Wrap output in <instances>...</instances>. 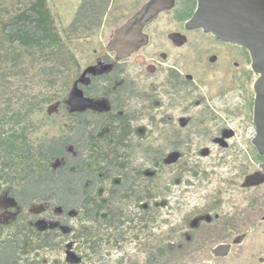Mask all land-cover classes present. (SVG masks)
<instances>
[{"label": "rangeland", "instance_id": "1", "mask_svg": "<svg viewBox=\"0 0 264 264\" xmlns=\"http://www.w3.org/2000/svg\"><path fill=\"white\" fill-rule=\"evenodd\" d=\"M34 1L0 0V17L13 20ZM143 1L103 0L104 9L91 29L78 24L76 31H66L79 0H45L54 31L64 45L60 56L65 62L60 65L53 56L35 61L36 70L40 66L54 69L56 75L51 79L35 76L30 69L25 77L7 73L0 82L7 89L0 87V116L21 112L29 102L35 104L28 117L32 147L66 134L77 113L87 109L97 113L85 112L90 124L104 118L108 111L102 95L112 104V117L103 120L112 126V140L109 144L102 141L98 150L82 153L94 161L87 210L71 215L68 227L48 221L56 214L49 198L25 211L39 218L35 226L41 231L58 229L39 256H29V264H192L186 253L177 257L159 253L160 248L180 238L190 216L214 210L222 217L236 214L241 221L242 212L250 210L255 196L264 200V187L251 189L264 183V177L259 176L262 163L247 156L257 150L252 144L256 134L252 83L256 76L246 49L201 29H187L184 23L168 25L172 7L143 28L147 42L136 57L138 61L133 57L116 59L107 49L108 34ZM149 28L155 35H149ZM159 38L174 45L165 48L164 61L154 51ZM105 53L118 64L111 74L94 83L100 97L93 103L101 110L70 111L72 95L78 96L77 104L83 103L80 93L70 90L73 80L80 72L93 70L96 56ZM149 57L164 65L157 70L144 68V63L151 62ZM166 65L183 74L180 80L167 76ZM184 75L189 76V83ZM180 119L187 122L180 125ZM222 128L232 131L224 148L211 142ZM201 146L208 150L206 155L195 152ZM175 148L180 157L175 162L170 159L171 164H159L161 156ZM161 201H165L163 205ZM99 203L105 204L98 207ZM21 212L5 193L0 196V225L10 223Z\"/></svg>", "mask_w": 264, "mask_h": 264}, {"label": "trees", "instance_id": "2", "mask_svg": "<svg viewBox=\"0 0 264 264\" xmlns=\"http://www.w3.org/2000/svg\"><path fill=\"white\" fill-rule=\"evenodd\" d=\"M102 1L79 0V7L66 31H76L78 24L91 29L96 24L97 15H101L104 9ZM188 2L187 5L182 1L177 4L178 21L191 17L195 0ZM64 51L45 0L31 2L13 20L0 17V82L7 73L25 77L30 69L35 71V76L51 79L56 75L54 69L40 66L36 70L34 63L38 58L53 56L52 59L62 65ZM1 88L7 90L6 85ZM34 105L29 102L21 112L0 116V196L5 193L23 211L17 213L10 223L0 225V264H29V256H39V251L51 243L58 231L55 227L45 233L35 226L39 218L25 213L33 204L51 199L56 214H52L48 221L62 227H68L71 215L87 210L92 192L89 183L95 178L94 161L83 157L82 153L84 150H98L102 141L109 144L112 140V126L110 122H103L111 115L90 124L86 123L84 115L77 113L66 134L32 147L28 138L32 125L28 117ZM171 248L170 244L163 246L159 253L170 255Z\"/></svg>", "mask_w": 264, "mask_h": 264}, {"label": "flooded vegetation", "instance_id": "3", "mask_svg": "<svg viewBox=\"0 0 264 264\" xmlns=\"http://www.w3.org/2000/svg\"><path fill=\"white\" fill-rule=\"evenodd\" d=\"M180 1H182L184 5L189 4L188 0H175L174 6L169 13L170 23H168V25L173 22L174 24H181L182 26L184 23L185 19L178 21L175 13L177 4ZM151 28H149L148 31L149 35H155V31H152ZM213 41L218 44H225L216 39H213ZM158 42L157 50L154 51H157L159 59L164 61L167 58L165 48L173 49L174 45L170 40H164V38H159ZM189 43V40L186 39V45ZM148 59L151 62L142 65L146 69L157 70L164 65L160 60L152 59L151 57ZM117 64L118 63L107 53L96 56L95 68L84 74L80 72L73 80L70 90L76 89L82 98L89 99L93 102L96 101L100 96L94 89V83L98 79H104L107 75L111 74ZM166 66L169 69L167 70V76L174 81L180 80V75L183 74L174 66ZM184 78L186 83H189L187 82L189 81V76L184 75ZM112 84L111 82L110 87H112ZM70 92L63 100L65 105L68 104ZM102 97L107 107L108 115H110L112 104L106 95H102ZM53 108L56 109L57 106L54 105ZM85 112L91 111L87 109L78 114L84 115ZM186 122V119L179 120L180 125H184ZM231 134V130L222 128L218 130L217 135L211 139V142L224 148L226 146L227 137ZM195 152L197 155H206L208 150L206 147L201 146L198 147ZM180 154L181 153L175 148L167 152L163 157L161 156L159 164H171L170 159L175 162L180 157ZM247 156L256 163L264 162V157L258 155L255 149L251 152V155ZM261 187H264V183L251 189L258 191ZM164 202L165 201H161L159 204H164ZM258 203L260 204L258 205ZM249 209L250 210L247 209L242 212L241 221L237 220L236 214L222 217L214 210L211 212L203 211L190 216L180 238L170 244L172 246L170 255L172 257H177L179 254L186 253L187 257L191 261H194L192 264H264V200L262 201L255 196V198L250 201ZM209 241H212V246L207 245ZM195 255L200 257L195 259V257H193Z\"/></svg>", "mask_w": 264, "mask_h": 264}, {"label": "water", "instance_id": "4", "mask_svg": "<svg viewBox=\"0 0 264 264\" xmlns=\"http://www.w3.org/2000/svg\"><path fill=\"white\" fill-rule=\"evenodd\" d=\"M175 0H144L139 9L120 22L109 34L107 49L116 59L136 57L147 42L143 28L156 19L161 11L169 10ZM187 29H201L217 39L235 43L246 49L249 66L256 79L252 83L255 98L252 106V121L256 134L252 144L260 156H264V0H195L191 17L184 21ZM70 99V111L101 107L83 99L82 104ZM94 105V106H93ZM260 177H264V162L259 165Z\"/></svg>", "mask_w": 264, "mask_h": 264}]
</instances>
